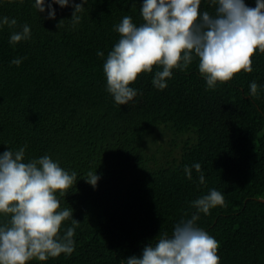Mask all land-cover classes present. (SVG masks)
<instances>
[{
    "label": "trees",
    "instance_id": "1",
    "mask_svg": "<svg viewBox=\"0 0 264 264\" xmlns=\"http://www.w3.org/2000/svg\"><path fill=\"white\" fill-rule=\"evenodd\" d=\"M0 0V154L25 149V160L49 155L77 181L62 209H71L74 252L29 264H126L149 243L197 210L192 202L216 189L224 206L199 213L197 226L218 242L220 264H264V54L256 50L251 73L240 72L209 89L198 58L173 69L157 89L155 72L130 84L137 95L118 105L107 91L103 65L118 43L124 16L143 23V0H88L75 26L74 3ZM255 7L256 0H245ZM51 4V8L48 5ZM55 9L54 19L48 14ZM201 12H214L201 0ZM62 21L60 27L58 25ZM27 24L31 38L15 45L12 32ZM98 52H103L99 56ZM21 59L17 66L11 63ZM255 81L258 95L250 97ZM201 165L205 183L192 169ZM100 177L96 186L89 172ZM7 217L0 214V223ZM73 227L63 222L60 235Z\"/></svg>",
    "mask_w": 264,
    "mask_h": 264
},
{
    "label": "clouds",
    "instance_id": "2",
    "mask_svg": "<svg viewBox=\"0 0 264 264\" xmlns=\"http://www.w3.org/2000/svg\"><path fill=\"white\" fill-rule=\"evenodd\" d=\"M14 2V0H9ZM23 3L24 0H19ZM61 7L69 0H54ZM88 0L74 3L71 20L75 26ZM214 12H201V0H143L141 17L137 26L130 16H124L116 25L120 39L109 52L103 65L107 78V91L118 105H127L137 95L129 85L141 73L155 72L152 83L160 90L167 87L173 69L185 71L198 58L199 73L209 89L224 84L240 72L251 73L252 57L258 49L264 54V0H256L250 7L245 0H209ZM34 7L45 11V0H35ZM51 8V4L48 5ZM55 9L49 12L54 19ZM62 21L58 25L60 27ZM17 25L16 19L0 18V28ZM22 30L12 32L9 43L15 45L31 38V28L24 24ZM103 56V52H98ZM19 66L22 60L11 61ZM250 97L258 95L255 81L249 87ZM205 183L201 165L194 164L184 171L189 180L192 169ZM99 176L89 172L86 181L96 186ZM77 173H69L49 155L25 160V149L6 150L0 154V214L7 217L0 223V264H29L30 261H47L62 253L74 252L75 227L78 220L71 209H62L57 197H65L76 183ZM221 192H210L194 200L197 210L190 219L178 222L171 235L164 233L155 244L146 245L142 254L126 258V264H220L218 242L197 226L199 213L209 214L210 209L224 206ZM72 219L73 227L61 236L64 221Z\"/></svg>",
    "mask_w": 264,
    "mask_h": 264
}]
</instances>
